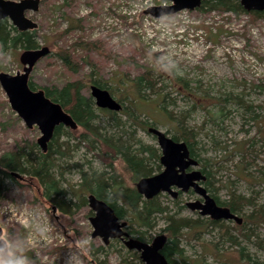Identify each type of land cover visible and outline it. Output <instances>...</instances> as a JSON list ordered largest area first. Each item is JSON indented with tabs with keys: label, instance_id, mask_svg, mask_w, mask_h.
I'll use <instances>...</instances> for the list:
<instances>
[{
	"label": "rangeland",
	"instance_id": "374dc122",
	"mask_svg": "<svg viewBox=\"0 0 264 264\" xmlns=\"http://www.w3.org/2000/svg\"><path fill=\"white\" fill-rule=\"evenodd\" d=\"M144 2L40 0L38 10L25 15L38 25L35 36L38 46H47L50 53L34 65L29 81L36 89L61 88L68 82L83 81L81 93L89 97L92 84L87 79L98 78L139 120L166 131L169 136L179 137L181 126L192 130L194 152L200 164H206L211 194L219 201L231 195L249 199L251 204L243 206L238 214L242 218L250 216L255 220L260 213L264 216V18L204 7L155 18L144 14L148 7ZM149 2L157 6L162 1ZM93 42L102 48L103 56L96 49H86L85 45ZM22 51L19 48L0 51V72L22 71L19 62ZM57 51L68 52L76 72L61 62ZM147 70L157 76L155 88L159 91H149L141 98L134 81ZM172 71L188 82L189 90L183 88L182 82L171 80ZM105 111L96 110L93 121L105 137L131 139V147L138 140L139 145L159 152L155 138L139 123H131L120 112L110 118ZM219 111L222 115L218 116ZM39 135L36 126L27 128L12 111L0 86V156L36 144ZM66 139L63 135L57 141ZM75 142L74 139L68 142L69 157L60 161L63 175L58 179L66 200L72 201L70 213L63 214L43 196L36 178L25 174L19 180L3 177L2 238L24 237L25 246L18 254L30 264H126L119 256V252L129 251L122 242L112 240L114 247L108 248L101 238H91L88 205L78 208L74 205L78 202L74 190H79V198L86 199L89 194L81 188L82 174L110 170L98 158L97 148L87 150L83 145L74 148ZM112 166L115 172H122L120 159ZM124 184L133 185L129 180ZM157 199L168 207L170 214L177 213L176 217L197 218L189 210L179 209L182 204H173L165 193ZM188 199L183 196L181 203ZM252 220L245 221L241 231L248 239L238 231H230L239 245L220 240L218 228L208 227L195 240L180 237L179 247L192 264H264V224ZM153 222L147 235L149 241L163 233L165 216L157 214ZM223 223L230 227L233 224ZM211 242L217 243L220 255L205 251L211 249ZM240 247L244 248L242 256ZM100 248L101 251L97 250ZM125 259L129 264L142 263L137 252Z\"/></svg>",
	"mask_w": 264,
	"mask_h": 264
},
{
	"label": "trees",
	"instance_id": "16d2710c",
	"mask_svg": "<svg viewBox=\"0 0 264 264\" xmlns=\"http://www.w3.org/2000/svg\"><path fill=\"white\" fill-rule=\"evenodd\" d=\"M200 7H204L207 10H222L230 11L234 14H248L254 18H264V11L262 12H246L239 2L235 0H207L202 3ZM36 30L32 31H18L7 19L0 21V51H11L13 49H35L38 48V43L35 39ZM86 49L98 50L100 55L102 54V48L97 45L96 42L87 43ZM67 51H57V57L60 58L61 62L72 72H76L75 65L70 60ZM55 54V55H56ZM95 68V65L89 63ZM171 72V71H170ZM92 75L95 72L91 71ZM159 75V74H157ZM157 77L153 71L147 70L140 76H137L134 81V86L137 94L141 98H145V95L151 92L158 93L159 89L155 88ZM170 78L173 82H182L183 88L189 90L188 82L179 78L176 72L172 71ZM88 84L97 85L100 88L110 89L106 86L105 82L101 79L90 77ZM29 87L35 89V86L29 81ZM83 87V81L68 82L61 88H48L41 87L45 95L52 101L59 103L65 112L69 113L71 117L76 121L77 128L71 130L58 126L54 130L53 137L51 138L49 145L45 153L39 152L37 144L34 142L26 147H18L14 151L7 152L0 156V186L3 185V177L12 178L11 172H18L32 176L37 179L43 189V196L48 198L63 214H69L72 201L66 200V194L64 189L61 188L59 178L63 175L62 158L69 157V145L68 142L75 140L74 148L79 145H83L87 150L97 148L99 151L98 158L110 169L108 172H92L86 176L82 174L81 188L84 192L93 194L95 197L105 201L113 210L115 215L119 219L128 218L129 233L135 236L137 239L142 241H149L147 235L154 226L155 216L157 214L165 216V226L162 232L166 235V243L162 249V253L166 259L174 264H192L184 256L183 249L179 247L178 239L185 236L186 240L196 239L201 230L206 231L207 228H218V238L221 240L224 238L230 245H239L236 237L232 236L230 231L235 230L240 232L242 237L249 236L243 234L242 228L244 222L248 219L252 220L250 216L243 218V222L240 225L233 223L231 227L224 224L222 221H213L211 219L196 218L193 220H187L184 218L176 217L177 213L170 214L168 207L162 206L157 198L143 199L140 194L137 193L134 184L126 186L125 180H129L134 183L138 178L145 177L153 174L159 169L158 154L149 147L139 145L138 140H134L136 143L135 147H131L132 144L129 140H122L121 137L108 136L105 137L103 133H100L93 125L95 120V111L103 109L95 108L91 97L82 95L81 89ZM111 93V92H110ZM164 108V107H163ZM120 113L126 116L128 121L133 124H140V127L145 131L146 122L138 119L137 115H134L128 108L123 107ZM119 112L105 111L108 113L110 118H115ZM171 116V113H168ZM222 115L219 111L218 114ZM120 124V123H117ZM181 124V121L179 122ZM125 123L122 124L124 126ZM118 126V125H117ZM126 133V132H124ZM66 136V141L58 143L57 138L60 136ZM176 140H182L187 145L190 153L200 163L198 155L194 152L195 145V133L191 130L188 131L181 126L179 129V137L172 135ZM87 140V141H86ZM247 151V150H246ZM120 159V163L123 164L122 172H115L113 170V162ZM202 171L206 175L205 185L208 191L211 193L210 187L212 186L209 182V172L206 171V164H200ZM264 177V174H262ZM74 196L78 199L74 205L78 208L82 205H86L85 198H79V190L73 191ZM214 197V196H213ZM215 198V197H214ZM221 205L226 206L234 214H239L242 207L250 205V201L247 198L241 196L231 195L225 201H219ZM172 203H176L172 201ZM181 207H179L180 209ZM263 214L257 215L254 218L257 223L264 224ZM231 222V221H230ZM185 229V232L183 231ZM211 232V231H210ZM108 248L114 247L113 243L106 245ZM103 248V247H101ZM97 250H102V249ZM243 247L239 248V253L243 254ZM205 251L212 252L214 255H220V250L217 243L211 242V249H205ZM131 251H125V254L119 252V256L122 262L129 264L126 261V256ZM133 257V256H132ZM250 261V259H247ZM195 262V261H194ZM142 264V263H140ZM255 264V263H254Z\"/></svg>",
	"mask_w": 264,
	"mask_h": 264
},
{
	"label": "water",
	"instance_id": "95a60500",
	"mask_svg": "<svg viewBox=\"0 0 264 264\" xmlns=\"http://www.w3.org/2000/svg\"><path fill=\"white\" fill-rule=\"evenodd\" d=\"M168 5L152 6L144 11V14L155 18L175 14L181 10H195L207 0H166ZM239 2L246 12L264 11V0H235ZM40 0H0V21L7 19L18 31H30L37 29V23L28 18L25 13L36 12L39 8ZM1 48V45H0ZM49 54L47 46L36 49L23 50L19 55V62L22 71L15 74L0 72V86L5 92L7 101L12 111L23 121L27 128L36 126L40 132L36 139V144L42 152H46L48 143L53 137L57 126L75 130L76 121L71 115L64 111L63 107L52 101L45 95L42 88L32 90L29 87V76L34 65L43 57ZM90 96L94 100L97 108L119 112L122 108L107 89L100 88L92 84L90 86ZM148 133L155 137L157 145L161 150L159 162L162 170L150 176L140 177L135 183V189L144 199L148 200L159 193H168L172 196L177 194L173 188L182 192L192 188L199 195L202 201H190L186 205L191 210H197L201 216H207L212 220H232L237 224L242 223V218L232 213L229 208L218 206L206 190L199 184L205 180L199 170L185 173L188 166H197L198 162L188 159V149L184 142H175L169 138L164 131L155 127H148ZM12 177L20 179L21 175L11 172ZM88 207L93 212L89 217L92 226L91 238H101L104 245L110 240L119 239L124 247L129 251H136L143 264H172L161 253V249L166 243V235L158 234L150 242L129 237L124 230L127 226L125 220H119L114 210L103 200L93 194L87 195ZM0 241L2 238V228L0 227ZM0 254H3L0 252Z\"/></svg>",
	"mask_w": 264,
	"mask_h": 264
},
{
	"label": "flooded vegetation",
	"instance_id": "af4514ba",
	"mask_svg": "<svg viewBox=\"0 0 264 264\" xmlns=\"http://www.w3.org/2000/svg\"><path fill=\"white\" fill-rule=\"evenodd\" d=\"M40 4V3H39ZM4 20V19H3ZM2 21V20H1ZM36 30V29H35ZM30 31H32V30H30ZM39 48V47H38ZM1 49V48H0ZM36 49V48H35ZM28 50V49H27ZM49 53H50V49H49ZM49 55V54H48ZM47 56V55H46ZM36 89V88H35ZM35 89H32V90H35ZM110 93V92H109ZM111 94V93H110ZM112 95V94H111ZM114 98V97H113ZM117 100V99H116ZM118 101V100H117ZM119 103H121L120 101H118ZM121 105H122V103H121ZM124 106H122V108H123ZM121 108V109H122ZM150 126H152V127H155V126H153V125H151V124H147L146 123V127H145V132L147 133V134H149L148 133V131H147V129H148V127H150ZM58 127V126H57ZM155 128H157V127H155ZM157 129H159V128H157ZM160 130V129H159ZM163 131V130H162ZM165 132V134L169 137V138H171L172 140H174L175 142H183L182 140H176V139H174L172 136H169V134L166 132V131H164ZM150 135V134H149ZM152 136V135H151ZM154 137V136H153ZM155 138V137H154ZM156 140V139H155ZM157 143V142H156ZM185 143V142H184ZM48 145H49V143H48ZM158 146V145H157ZM187 146V145H186ZM47 148H48V146H47ZM159 148V147H158ZM187 149H188V147H187ZM47 151V150H46ZM159 152L157 153L158 154V161H159V158H160V155H161V150L159 149L158 150ZM42 152V151H41ZM43 153H45V152H43ZM188 159H194V160H196L197 162H198V165L197 166H188L187 168H185V173H190V172H192V171H194V170H199L203 175H205V173L202 171V169H201V167H200V163H199V161L194 157V156H192L191 155V153H190V151H189V149H188V158H186V160H188ZM159 169L157 170V171H155L153 174H156V173H159L161 170H162V165L160 164V162H159ZM18 174H20V173H18ZM21 175V177H20V179H23L24 177H23V175L22 174H20ZM152 175V174H151ZM11 176V175H10ZM150 176V175H149ZM206 175H205V180L204 181H200L199 182V184L206 190V192L212 197V198H214L213 197V195L208 191V189H207V187H206V185H205V181H206ZM18 179V178H17ZM139 179V178H138ZM137 179V180H138ZM19 180V179H18ZM136 180V181H137ZM136 181H134V183L136 182ZM133 183V184H134ZM135 187V186H134ZM173 189H175L176 191H177V194L175 195V196H172V195H170V194H168V193H165V192H163V193H165V194H167V195H169L170 197H171V199H172V201H174V202H176L177 204H182V205H179L180 207H181V209H187V210H189L190 211V213H194L195 215H197V218L199 217V218H201V219H210L209 217H207V216H201L199 213H198V211L197 210H191L189 207H187V205H186V203L187 202H190V201H196V200H199V201H202V199H201V197L199 196V195H197L195 192H194V190L192 189V188H189L187 191H185V192H182L180 189H176V188H173ZM90 194V193H89ZM159 194H161V193H159ZM158 194V195H159ZM88 195V194H87ZM87 195H86V201H87ZM158 195L157 196H155V198H157L158 197ZM183 196H186V197H189V199L188 200H185L183 203H181V199H182V197ZM143 198V197H142ZM193 198V199H192ZM48 201H50L48 198H46ZM144 199V198H143ZM214 200H215V198H214ZM51 202V201H50ZM215 202H216V204L218 205V206H221V207H226V206H224V205H221L219 202H217L216 200H215ZM52 203V202H51ZM86 204L88 205V203L86 202ZM53 208V210H55V208L54 207H52ZM58 208V207H57ZM59 209V208H58ZM90 209V208H89ZM90 214H91V216L93 215V212L91 211V209H90ZM203 217H205V218H203ZM241 217V216H240ZM242 218V217H241ZM119 220H125L126 222H127V226L124 228V230L126 231V232H128V234H129V237H133V238H136L135 236H133L131 233H129V231H127V228H129L128 226H129V223H128V221L126 220V219H119ZM212 220V219H211ZM213 221H215V220H213ZM217 221H222V222H224V221H227V222H233V223H235L236 225H239V224H237L236 222H234V221H232V220H217ZM242 222H243V218H242ZM161 234H164V233H161ZM97 238V237H96ZM137 239V238H136ZM114 240H119V239H114ZM112 240H110L109 241V243L111 242ZM142 241V240H141ZM151 241V240H150ZM150 241H145V242H150ZM103 243V242H102ZM108 243V244H109ZM107 244V245H108ZM104 245V244H103ZM164 247V246H163ZM163 249V248H162ZM162 249H161V253H162ZM133 252H136V251H133ZM163 254V253H162ZM164 255V254H163ZM171 263V262H170ZM172 264H174V263H172Z\"/></svg>",
	"mask_w": 264,
	"mask_h": 264
},
{
	"label": "clouds",
	"instance_id": "9594fccd",
	"mask_svg": "<svg viewBox=\"0 0 264 264\" xmlns=\"http://www.w3.org/2000/svg\"><path fill=\"white\" fill-rule=\"evenodd\" d=\"M24 237L13 235L9 239L0 241V264H30L26 257L19 255L25 246Z\"/></svg>",
	"mask_w": 264,
	"mask_h": 264
},
{
	"label": "built area",
	"instance_id": "2783aa9c",
	"mask_svg": "<svg viewBox=\"0 0 264 264\" xmlns=\"http://www.w3.org/2000/svg\"><path fill=\"white\" fill-rule=\"evenodd\" d=\"M148 1H150V0H145V2H144V6L146 7V6H148V7H152L153 5L149 2L148 3ZM162 3V4H161ZM159 5H166V1H162ZM148 7H146V8H148Z\"/></svg>",
	"mask_w": 264,
	"mask_h": 264
}]
</instances>
